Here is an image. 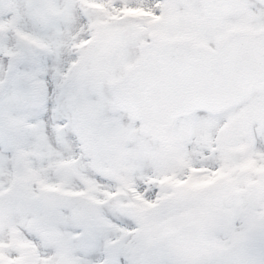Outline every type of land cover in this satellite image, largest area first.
Listing matches in <instances>:
<instances>
[{
    "label": "snow or ice",
    "instance_id": "6c2138e0",
    "mask_svg": "<svg viewBox=\"0 0 264 264\" xmlns=\"http://www.w3.org/2000/svg\"><path fill=\"white\" fill-rule=\"evenodd\" d=\"M0 264H264V0H0Z\"/></svg>",
    "mask_w": 264,
    "mask_h": 264
}]
</instances>
